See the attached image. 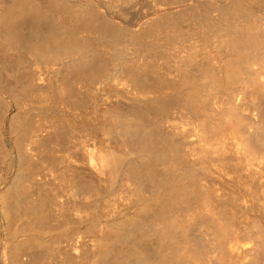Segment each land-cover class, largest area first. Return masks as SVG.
Returning a JSON list of instances; mask_svg holds the SVG:
<instances>
[{
  "label": "bare ground",
  "instance_id": "bare-ground-1",
  "mask_svg": "<svg viewBox=\"0 0 264 264\" xmlns=\"http://www.w3.org/2000/svg\"><path fill=\"white\" fill-rule=\"evenodd\" d=\"M67 2L65 0H5L3 3L1 2L0 43L7 49L17 50L25 45L24 47L29 48V51L35 55L38 65L46 64L44 72L40 73V70H37L38 74H34V78L38 75V82L36 87H33L38 92L37 95L42 97L44 101L46 99L57 100L55 94H49L47 86H42L47 81V75H51L50 85L57 86L60 99L68 102L71 100L72 103H70L74 109H77L82 103V100L78 101L79 98L75 96L76 91L73 86L75 81V85L79 83L85 87L87 85L92 87L97 82L103 83L96 91L89 89V94L97 100L91 102L93 108L92 125L79 124L76 127L71 121L73 129L70 127L71 125L68 126L72 129L71 134L73 136L75 131L80 133L81 148H78L80 150L72 151L70 149L71 151L67 152L68 147L64 148L67 155L65 153V157L63 155L64 158H60L62 159L60 162L61 164L66 162L65 171H61L62 168H59L60 163L57 167L53 166L59 168V173L57 177L55 176L59 183L56 186L55 182V186L58 187L56 193L65 197L64 201L62 200L58 204L62 207H59L61 210L83 212L86 209H90V211L94 209L93 214L97 219H110L95 235L93 244L88 245L82 254L75 257L70 256V259L74 258L69 262L71 261L70 264H195L197 262L195 260L202 254L199 256V252L193 249L194 246L187 234L194 221L196 219L201 220L203 217V214L198 213L203 210L198 209H209L210 216L207 214L206 218H211L215 206L222 204L225 208L222 211L220 209L221 213H218L219 211L217 214L215 213L217 218L213 216L210 219L218 234L212 245H217L220 242L227 244V241L222 239L225 230L228 225L230 227L231 222L239 218L240 213L237 214L238 205L236 206L238 203H236L237 201L234 202L239 199L233 201L227 198L230 197L229 193L232 192V189L228 188L229 191L226 188L229 192H224L228 194L227 197L223 196L224 194L220 197L218 194V197L214 198L212 195L215 193H212L210 188L203 189L205 185L202 183L203 179L212 178L216 173L223 177L224 173L229 172L227 170L231 168V164L229 159L221 157L218 164L216 162L219 166V171H216L214 159L205 154L202 158L199 157L197 148L201 130L196 122L192 123L189 128H185L184 125L181 128L168 127L163 124L162 119L153 120L151 113L161 112L162 114L165 112L168 100L189 105L203 84H220L228 81L227 79L233 80V78L236 79L240 76L239 73L242 74V69L240 70L242 60L246 57L249 59L248 56H250L247 51H250V48L256 49L255 46L258 44L261 46L258 43L260 40L264 43L263 13L261 16L255 14L257 10L263 12L264 0L231 1L230 6L222 11L219 16L221 19L218 18V21L221 20L219 22L222 23L231 13L234 18H237L238 15L239 17L243 16L245 17L243 24L246 29L241 30V24L238 21L235 23L232 18L235 23L233 25L237 24V28L240 29L233 31L231 28V36L225 41L229 47L230 57L225 59L224 64L219 63V60L218 63L221 65L216 66L218 69L214 68L217 73L210 72L209 70L212 68L210 65L211 69H209L208 65L209 62L211 64L213 62L209 59L212 58L211 55L214 56L211 52V55H208L211 58L208 57L207 64H209L206 67L209 70L203 69V66H199L200 64L197 66L194 64L193 70L187 69L188 73L186 71L180 74V79L172 85V95L168 93V97L164 95L162 89L165 86L164 80L158 79L150 82L147 75V65L145 64L143 69H139L141 60L148 64L146 58L151 48L143 44L141 36L154 31L157 38L161 34L160 32L158 34L156 30L163 31L161 28L159 29L158 25V29L156 26L146 28L141 35L139 30L126 29L124 32L121 31L124 29L123 27L103 15L99 10L82 8L83 3H80L82 5L81 10H73L77 7L72 8ZM68 6H71L72 9ZM207 7L209 8L208 5ZM188 16L187 20H190L197 29H205L209 24L213 25V23H207V16L200 13L199 10L193 11V13L191 11ZM253 16L256 17V20L257 16L260 17L259 22L261 23L257 22L259 25ZM180 18L184 19V17ZM171 20L174 25L179 19L175 21V17L168 21ZM247 22H251V24L249 23L251 27ZM168 23L166 25H171L170 22ZM25 24H32L39 30L38 37L34 42L29 41L25 33L18 32V26ZM204 26L205 28H203ZM44 27L47 28L44 30ZM81 29L94 34L95 37L90 35L81 37ZM255 38L261 39L257 41ZM14 65L11 63L8 67L0 63V81H5V77L8 80L9 76L13 79V84L19 88L20 94L18 95H26L29 86L21 84V75H18L20 70L18 68L19 71L16 75ZM54 65L58 67L55 69L53 68ZM49 69L51 70L49 71ZM159 89L160 96L152 97L153 90L158 91ZM89 94L84 92L83 97L86 96L90 99ZM27 101L30 99L28 98ZM194 108L197 110L196 107ZM237 123L235 124L232 120L230 124L228 123V126L234 130L233 133L230 132L233 141L234 136L235 138L239 137L238 132L243 130L241 125L238 126L241 123L239 122L238 125ZM58 124L53 125L52 133H47L42 137L40 135L41 138H37L36 143L40 147L43 146L46 149L48 141L52 139L61 140L62 136H65L63 132H67L65 129L68 127L63 129L65 126ZM231 129L229 131H232ZM254 129L253 133L252 131L248 133V130H245L246 133L242 135L244 142H240L236 138L238 142L235 140L231 142L233 147L229 146L230 151L236 149V153L242 155L236 159L238 161L234 160L235 163L232 166L234 165L235 169L248 167L250 175L255 169L251 168L254 164L253 161L255 162L259 157V154H253L256 151L254 148L257 147L259 153L264 151V122L257 123ZM68 132L70 133V131ZM89 138H93L95 141L93 148L87 144ZM223 140H219L220 146ZM230 140L232 139L230 138ZM65 141L62 143L64 144ZM66 143L68 142L66 141ZM63 144L61 145L63 146ZM251 146L255 150L254 152L249 148ZM212 147L214 146L212 145ZM220 148L223 154L229 150L224 142ZM254 155L257 156L256 159ZM57 160L59 161V159ZM263 162L262 160L260 163L263 164ZM249 180L251 181V179ZM210 181V184L213 185L212 180ZM240 181L241 183H239L242 184L244 179ZM55 186L53 185V188ZM229 186L232 187V185ZM233 186L235 187V185ZM37 200L29 203L30 209H36L37 204H40V202L36 203ZM9 203L3 194L1 206H3V212L7 218L15 207L11 208L13 205L10 206L11 203L10 205ZM244 203L241 204L244 205ZM14 205H16L15 201ZM17 205L16 207L20 206V204ZM187 208L189 209L186 210ZM242 211H240L241 214ZM245 211L247 212V209ZM247 213L250 214L251 212L248 211ZM221 221L224 222L225 226L219 229L218 223ZM227 247L229 254L223 247L221 254L216 257L217 264H249L245 258L247 250L239 239L229 240ZM199 260L201 261V259Z\"/></svg>",
  "mask_w": 264,
  "mask_h": 264
},
{
  "label": "rangeland",
  "instance_id": "rangeland-1",
  "mask_svg": "<svg viewBox=\"0 0 264 264\" xmlns=\"http://www.w3.org/2000/svg\"><path fill=\"white\" fill-rule=\"evenodd\" d=\"M0 1L3 3L5 0ZM65 1L67 2V0ZM78 1L79 0H68L67 3L71 5L72 8L77 7L73 10H81L82 8L95 11L99 10L103 15L107 16L120 27H123L124 29L121 31L126 32V29L139 30L141 35L144 33L142 31L146 28H153L156 26V29H158L157 25L159 29L161 28L163 30H156L158 34L159 32L161 34L157 38L154 31L141 36L143 44L151 48L146 58L148 64L141 60L139 62V69H143L144 65H147V75L150 82L158 79L164 80L165 86L162 89L164 95L167 97L168 93L172 95V85L180 79V74L186 72L187 69L190 71L193 70L195 68L193 67L194 64L196 66L200 64L199 66H203V69H214L216 66L219 67L221 65L219 63L224 64V62H226L227 57H230V51L225 41L231 36V28L233 31L239 28H237V24L235 26L233 24L238 21V23L241 24V30L246 29L243 24L245 21L243 20L245 19L243 16L239 17L238 15L237 18H239L237 20L231 13L225 18L231 23L225 19L222 23L219 22L221 20L218 21V18L221 19L219 16L222 11L230 6L232 0ZM2 3L0 4L1 7ZM80 3H83V6L80 5ZM207 5L209 6V8L207 7L208 9L206 8ZM71 6L68 7L71 8ZM197 10L207 16V23H213V25L209 24L207 28H205V26L203 27L205 29H197L190 20H187L189 18L188 14H190L191 11L193 13V11L196 12ZM205 10L207 11L206 13ZM260 11L261 10H257L255 14L257 13L258 16H261V13H263L264 22V6L263 12ZM76 12L79 13L78 11ZM74 14L76 15V13ZM76 16L79 15L77 14ZM258 16V21L255 16H253V19L255 18L254 20L256 23L258 22L260 24V17ZM175 17V21L179 19V22L177 21V23L173 25L174 22L168 20L174 19ZM180 17H184V19L182 20ZM168 22H170L171 25H166L169 24ZM73 23L75 22L73 21ZM247 23L248 25L249 23L251 24V22ZM258 23L257 25H259ZM248 25L247 28L251 27L250 25L248 27ZM210 26L212 27L208 28ZM46 28L47 27H44L43 29L45 30ZM19 31L25 33L29 41L32 42L37 39L39 34V30L32 26V24L18 26V32ZM80 31L81 37L85 35H90L93 38L95 37L94 34L84 31L83 29ZM228 34L229 36H227ZM255 39L259 41L261 38ZM260 41L258 43H260L261 46L256 42L258 44V46H255L256 49H251L249 47L250 51H247L248 55H250L248 56L249 59L247 57V59L243 58V62L241 63L243 68L240 67V70L242 69V74L239 73L240 78H233V80L230 78L231 80L227 79L228 81L215 85L205 83L195 93L189 105L168 100L165 112H162V114L161 112L151 113L153 120L159 121L162 119L163 124L168 127L181 128V126L184 125L185 128H189L192 123L196 122L201 130V137L197 148L199 157L202 158L207 155L214 159L216 171H219V166L217 164L218 161L221 160V157H225L227 160L229 159L231 164L230 167L234 168V171L230 170L231 168L227 170L229 172L224 173L223 177L218 176L216 173L212 178L208 177L207 179H203L204 181L202 180V183L205 185L203 189L210 188L209 190H212V193H217L216 195H212L214 198L216 196L218 197V194L220 197L223 194V196L227 197L228 194L224 192H228V188L230 190L232 189V192H230L231 194L228 192L231 198H227L233 201L237 198L239 199L234 201L238 203L236 204V206L238 205L237 214H243L245 218L243 215H239V218L231 222V228L228 225L222 237V239L227 241V244L220 242L217 245H212L218 234L216 233V227L211 223L210 219L213 216L217 218V212L219 211L218 213H221L220 209L222 211L225 208H223L224 206L222 204L215 206V211H211L213 212L211 218H206V216H210V212H208L209 209H198L204 211L198 212L199 214H203V217L201 220L196 219L194 221L187 234L194 248L193 246L191 247L196 249V252H199V256L202 254L197 260L194 259L198 262L195 264H217L216 257L221 254V249L223 247L226 249V253H228V242L233 238L239 239L242 244H244L247 250L245 258L248 260L249 264L264 263V162L263 164L260 163L262 160L264 161V151L262 153L260 151L259 153L255 145L253 146L257 148H254L256 151L252 146L249 147L253 152H256H252L253 154H259L258 158L254 155V158L257 159H254L255 162L253 161L254 164H252L251 168L255 169L250 175V170L247 169L248 167L245 169H239L237 167L236 169L238 171H235L236 169L232 164L238 161L236 159L242 155L241 153H236V149L232 150L234 152L229 149V146L233 147L231 142L237 141V139L240 142H244V136L242 135H244L247 130L248 133L251 131L253 133L257 123L264 122V43H262V40ZM24 46L20 47L18 50L7 49L0 43V63L8 67L11 63L15 64L16 75L20 70L18 75H21V84L29 86L26 95H18L20 94L19 88L15 86L16 84H13L12 78L8 76V80L5 77V81H0V264H70L71 261L69 262V260L78 256V254H82L88 248V245L93 244L95 235L107 224V221L110 220L106 218L97 219L93 214L95 211L94 209H92V211L86 209L83 212H67V210L64 209L61 210L59 208L61 206L58 204H60L65 197L57 195L56 192L58 187L56 186L59 185V183L55 179V176L57 177L59 173L58 169L60 167L62 168H60L61 171H65L66 162H64L65 164L62 163L64 166H61L62 164L60 162V160H62L60 158L65 157L66 150H64V148L66 149L68 147L67 152L81 148L80 133L75 131L74 136L71 134L73 129L72 122L76 127L79 124L92 125L93 108L91 107V102L97 100L95 98L93 99L92 95L89 94V89L90 91H96L103 83L100 84V82H97L94 86L92 85V87H88V85L85 87V85L79 83L75 85V81L73 83L76 91L75 96L79 98L78 101L82 100V103L77 109H74L71 105V100L70 103L60 99L57 86L53 84L50 85L51 75H47V81H43L44 84L42 86H47L49 94H55L57 100L52 101L46 99L44 101L42 97L37 95L38 92L34 89L38 82V75L34 78V74H38L37 70H40V73L44 72L46 64L38 65L35 55L29 51V48ZM211 52L215 57L211 55ZM208 55H211L213 59ZM208 59L214 64L209 62L210 64L208 63V65ZM221 60H223V62H221ZM207 65L208 68H206ZM57 67V65H54L53 68L56 69ZM50 70L51 69H49V71ZM211 70L209 71L217 73L216 69ZM186 73H188V71ZM84 92H87L91 98L88 99L86 96L84 98ZM159 92L160 89L158 91L153 90L151 94L152 97L160 96ZM28 98L30 101H27ZM193 106L196 107L197 110ZM231 120L232 122L234 121L235 124L240 122L241 124L238 125L237 123V125H241L240 127L243 129L240 131L241 134L238 132L239 137H236L237 139L234 136V141L233 136L231 137L230 134V132L233 133L234 130L228 126ZM57 123H59L58 125L63 124V127L65 126L63 129L70 125L72 129L68 127L65 129L67 132L61 131V133L63 132L65 135L62 136L63 138L61 140L52 139L48 141L49 143L46 145V149L48 150L43 146L40 147L36 143L37 138L40 137V135L42 137L47 133H52L53 125ZM230 129L232 131H229ZM68 131H70V133ZM61 133H59V135L63 134ZM65 137L68 138L66 139ZM230 138L232 140H230ZM63 139L68 143L65 141L63 144ZM210 140H212L211 143ZM219 140H223L229 149L228 151L226 150L225 154L220 150L223 142H221L220 146ZM58 141L59 143L57 144ZM94 142L93 138H89L87 144L90 148H93ZM61 144H63V146ZM67 144L71 146H67ZM210 144L214 147L211 148L212 145L210 146ZM79 150L80 149L77 151ZM63 155L64 157H62ZM57 159H59V161ZM58 164L60 165L59 168H54L55 166L57 167ZM239 179H244L242 184H240L241 181ZM249 179H251L252 182ZM210 180H212L213 185L210 184ZM225 184H227L226 186L228 187H226ZM53 185L55 186L54 188ZM229 185H232L233 188ZM233 185H235V187ZM3 194H5L7 202L11 203V205L10 203L9 205H13L11 208L20 204L19 207H16L18 209L14 207L15 210L13 209V212L11 210V215L8 218L3 212V206H1V196ZM240 195L245 203L242 202L241 197H239ZM35 200H37L36 203L40 202V204H37L36 209H30V204ZM14 201L16 205H14ZM241 203H244V205ZM242 207L244 210L241 209ZM188 209L189 208L186 210ZM246 209L247 212L249 211L251 213H247L245 211ZM239 210H243L242 214ZM242 218L245 219V221H243ZM220 223H218L219 229L225 226L223 221ZM70 256L74 257L70 259ZM199 259H201V261ZM66 261L68 263H65Z\"/></svg>",
  "mask_w": 264,
  "mask_h": 264
}]
</instances>
